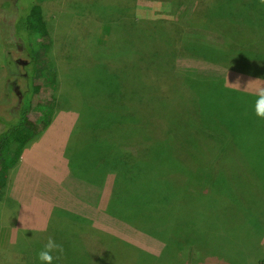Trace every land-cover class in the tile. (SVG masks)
Listing matches in <instances>:
<instances>
[{
    "label": "rangeland",
    "instance_id": "1",
    "mask_svg": "<svg viewBox=\"0 0 264 264\" xmlns=\"http://www.w3.org/2000/svg\"><path fill=\"white\" fill-rule=\"evenodd\" d=\"M219 1L223 3V0H20L27 9L38 4L44 10L52 45L49 49L38 48L36 76L46 83L53 79L54 83L49 84L50 103L33 108L37 124L45 126V130L24 148L18 164L9 173L5 193L0 196V264H39L38 253L49 238L63 247L60 254L63 261L55 264H77L80 256L85 260L83 249L89 256V264H97L105 253L100 238L82 233L83 242L80 240L77 245L70 220L85 222L91 203L120 195L115 183H126V176L134 177L136 191L143 188L139 170L124 169L122 160L131 154L143 166L158 169L161 175L169 176L167 171L175 167L166 162L168 156L161 154L158 145L141 143L138 138H142V133L132 131V125L139 120L129 116L127 104L120 100L114 72L109 69L119 68L118 62L131 56L127 54L131 47L122 44V39L138 38L140 27L155 24L168 30L171 40L174 39V48L179 52L175 72L182 76L191 72L189 75L195 79L191 87L187 79L185 84H178L179 93L188 98L172 103L183 109L184 102L185 112L191 109L194 118L196 111L195 122L206 125L202 133L189 127L188 116L171 120L173 124L182 118L186 120L183 161L187 164V155L196 147L197 154H209L210 164L187 165L194 172L208 167L214 174L209 176L206 170L203 175L196 174L202 176L198 182L205 186L204 195L199 194L201 189L190 186L195 173H184V184L171 186L175 192L170 201L179 198V208L182 205L186 209L183 212L174 208L178 217L185 216L189 209L198 222H189L186 215L185 223L173 226L172 257L180 264L196 261V264H264V120L258 119L253 111L256 92L264 89V68L255 71L251 66L264 55L236 51L240 49L227 54L231 61L250 62V67L230 69L208 62H223L217 53L228 52L232 41L216 30L217 24L206 23L207 16L216 17L214 21H225L264 44V0H232L222 8ZM124 9L130 13L125 14ZM134 19L139 23L131 29ZM13 26L16 29L15 23ZM152 39L156 40L154 36ZM201 45L211 49L203 51ZM23 57L28 60L26 55ZM6 77L5 50L0 37V93ZM213 78L222 83L203 81ZM167 87L162 83L163 89ZM150 119L153 137H166L164 122L156 115ZM223 131L227 135L221 134ZM222 135L230 137L223 151L218 141ZM133 138L135 141H129ZM35 143L40 145L38 155L27 166L24 158L34 152ZM220 157L222 160L218 161ZM222 165L228 167L225 170L229 172L231 185L222 180ZM217 181L218 190L212 188ZM157 185L151 181L146 187L154 193ZM158 191L167 194L166 189ZM212 192H216L213 199L218 205L209 211ZM138 228L150 230L149 226ZM121 249H125V244H121Z\"/></svg>",
    "mask_w": 264,
    "mask_h": 264
},
{
    "label": "trees",
    "instance_id": "2",
    "mask_svg": "<svg viewBox=\"0 0 264 264\" xmlns=\"http://www.w3.org/2000/svg\"><path fill=\"white\" fill-rule=\"evenodd\" d=\"M0 1L4 3H0V37L5 50V67L7 71V77L0 93V196H2L5 193L4 189L7 188L9 173L18 164L24 148L45 130V126L37 124L33 108L36 105L45 106L50 103L52 95L50 94L49 84H53L54 80L50 79L51 83H46L36 76V52L38 48L49 49L52 45V37L50 36L43 8L38 4H32L30 9H27L20 4V0ZM229 1L232 0H223V3L219 1L221 8L225 7ZM123 11H125V14L126 12L130 13L127 9ZM210 18L206 17L207 25L211 23L217 24L218 29H216L217 27L215 29L224 33L232 43L228 52L219 51L217 53L223 62H208L221 65L222 67L229 66L230 69L236 66L250 67V62L247 65L245 62L231 61L229 60L231 57L227 56V54H230L235 49H240L236 51L242 53L258 52L256 54L264 55V44H262V41L257 42L252 37V32H250L252 36H249L247 35L248 32L233 28L225 21H214L216 17L214 19ZM13 23H15L16 29ZM137 23H139L137 19H134L131 29H135ZM152 36L156 40H153ZM122 40V44L131 47L130 52L127 53L128 55L131 54V56L119 61V68H109L114 72L113 76L116 79L120 100L127 104L130 110L129 116L133 119L137 117L139 120L138 124L132 125V131L142 133V138H138L139 141L144 144L147 142L158 145L161 154L168 156L166 162L175 166L172 167L170 165L174 175L172 170L167 171L169 174L167 176L165 174L161 175L156 168L143 166L133 154L126 157L122 160L125 165L124 169H138L142 182L140 184L144 185L143 188L136 191V186L133 183L135 179L132 175L125 177L126 183L124 184L119 183L116 185L117 183H115V188H117L120 195L99 201L97 204L91 203V207L87 209L85 222L70 220L71 224L74 225L73 238L77 245L80 240L83 242L82 233L96 235L100 238V242L105 247V253L98 258L97 264H132L134 262L136 264H180L181 262L177 258L172 257L175 249L171 248V230L175 224L185 223L184 221L188 217L186 215H189V222H198L197 216L191 213L189 209L185 216L180 213L181 215L178 217L174 208L178 207L183 212L186 209L182 208V205L179 208L181 202H179V198L177 201L175 199L170 201L173 198L171 194L175 192L171 189V186L174 185L175 188L182 186L185 174L195 173L193 174L195 178L192 185L188 184V187L190 185L194 189L199 188L201 189L199 194L204 195L205 186L199 185L198 182V179L202 176H196V174L199 172L203 175L204 170H206L209 176H214L208 167L204 169L198 168L194 172L187 165L210 164L209 154H197L196 147H193L190 154L187 155V164L186 162L184 163L182 149H185L183 133L186 127V120L182 118L175 124L171 122L172 119L188 116L187 123L189 127L196 132L205 133L203 130L206 125L202 122H200L201 124L198 121L195 122L198 118L196 111L194 112V118L196 119H194L191 115V109L189 113L185 112L184 102L183 109L178 108L180 104L175 105L172 103L175 100L188 98L183 93H179L178 84H185V79H187L191 87V83L195 79L192 75H189L191 72L188 75L184 73L185 76L175 72L174 63L179 56L178 49L174 48V39H172L173 41L171 40L168 30L158 24L147 28L140 27L138 38L135 37L134 39V37L129 36ZM206 48H208L206 45L200 46V49L206 52L211 49L208 48L207 50ZM214 53L211 54L214 55ZM23 55H26L28 60L24 61ZM257 60L261 61L253 62L251 65L252 70L256 71L258 68H264V58ZM203 81L222 83L214 78ZM162 83H166L168 87L163 89ZM187 88L189 89V87ZM156 92H159V94L157 95ZM191 97H194L192 91ZM174 105L175 107H173ZM155 115L164 122L163 130L168 133L166 137H153L154 126L150 122V117ZM149 134L152 135L149 136ZM221 134L227 135L224 131ZM223 135L219 137L221 140H218L222 151L230 139V137H224ZM132 140L135 141L134 138L129 141ZM108 142L110 143L111 141L109 140ZM169 156L173 157L172 161ZM184 157L186 156L184 155ZM221 160L222 158L220 157L218 161ZM222 166H224L221 170L222 180L229 182L231 185L232 180L229 172L225 170L228 167ZM181 173H183L181 177H175ZM151 181L158 184L154 193H152V188L146 187ZM217 183L218 181L212 185V188L215 189ZM158 188L166 189L167 194L159 192ZM216 190L218 189L216 188ZM211 194L212 196L208 202L210 207H207L209 211L218 205L216 200L213 199L216 198L214 196L216 192ZM104 203H107L105 208H103ZM183 217H185L184 220ZM140 226H149L150 230L139 231L138 227ZM134 227L138 228V230ZM187 238L189 239V236ZM190 241L195 242L194 239ZM122 243L125 244V249H121ZM83 250L86 258L82 260V256L78 257L77 264H89V256L86 253V249ZM138 257L141 261L137 259ZM56 261L61 262L63 259L59 255Z\"/></svg>",
    "mask_w": 264,
    "mask_h": 264
},
{
    "label": "clouds",
    "instance_id": "3",
    "mask_svg": "<svg viewBox=\"0 0 264 264\" xmlns=\"http://www.w3.org/2000/svg\"><path fill=\"white\" fill-rule=\"evenodd\" d=\"M254 115L264 120V89H258L253 103ZM63 253V247L53 238H49L47 243L39 251L37 259L39 264H55L59 255Z\"/></svg>",
    "mask_w": 264,
    "mask_h": 264
},
{
    "label": "crops",
    "instance_id": "4",
    "mask_svg": "<svg viewBox=\"0 0 264 264\" xmlns=\"http://www.w3.org/2000/svg\"><path fill=\"white\" fill-rule=\"evenodd\" d=\"M43 141H45L44 139H42ZM39 147H40V145L39 144H37V143H35L34 145H33V147H32V151H34V152H32V153H30V154H27L26 156H25V158H24V160H25V163H27L26 165L28 166V165H30V163H31V159L33 158V157H36L38 154H36V152L39 150Z\"/></svg>",
    "mask_w": 264,
    "mask_h": 264
}]
</instances>
